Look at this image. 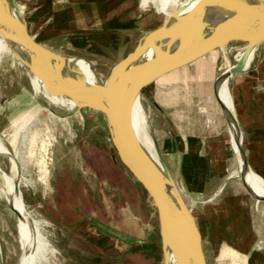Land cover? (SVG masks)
<instances>
[{
  "label": "rangeland",
  "instance_id": "obj_1",
  "mask_svg": "<svg viewBox=\"0 0 264 264\" xmlns=\"http://www.w3.org/2000/svg\"><path fill=\"white\" fill-rule=\"evenodd\" d=\"M17 4L28 32L40 45L66 61L77 59L91 66L97 81L93 86L165 18L152 8L140 10L139 0H17ZM243 46L231 43L149 85L146 93L158 108L141 95L147 124L205 235L208 264H264L261 258L235 248L234 237H218L215 230L220 228L221 213L218 221L207 219L210 227L203 220L205 206L218 201L215 192L230 176L222 193L234 195L230 199L234 207L250 201L257 237L247 239L248 247L258 253L264 251V202L256 204L240 182L226 121L214 98V78L228 63H235ZM258 48L261 49L257 47L256 53ZM27 72L44 82L40 74L16 58L6 56L1 62L0 142L16 156L21 166L22 200L28 212L45 223L44 235L56 251L54 256H47V264H163L158 229L157 233L152 230L157 225L150 206L141 201L112 165L102 116L90 109L50 106L42 95L34 93ZM80 75L76 74L78 79L74 81L85 94L87 82ZM63 96L66 97L64 92ZM48 109L56 116L49 115ZM0 168L13 173L8 156L0 155ZM69 191L80 197L83 206L61 203L63 194ZM108 207L115 209L112 222L119 224L126 218L133 223L129 233L122 230L124 226L105 224L132 239L128 241L132 253L120 255L119 260L114 259L119 254V244L107 247L102 240L94 239L95 229L101 236L110 234L91 219H108ZM72 213L83 216V220L70 225L68 216ZM16 223L15 214L0 194V264L17 262L20 246ZM225 225V231L230 233L231 222Z\"/></svg>",
  "mask_w": 264,
  "mask_h": 264
},
{
  "label": "water",
  "instance_id": "obj_2",
  "mask_svg": "<svg viewBox=\"0 0 264 264\" xmlns=\"http://www.w3.org/2000/svg\"><path fill=\"white\" fill-rule=\"evenodd\" d=\"M10 4L19 11L17 0H10ZM182 12L181 6L175 8L171 16L164 18L159 26L147 31L131 52L110 67L96 86L86 84L88 94L85 96L88 95L90 100L80 101L76 93H80V88L74 82L75 91L69 79H66L67 89L64 94L73 101L77 111L90 109L102 116L106 127L108 157L112 165L139 195L141 201L150 206L160 237L163 264L165 251L175 264H208L194 215L176 186L154 135L151 132L156 155L165 174L164 184H159L132 154L126 135V120L134 100L141 98V95H145L158 108L154 99L146 93L149 85L215 50H223L231 43H242L244 45L242 54L238 59L235 58V63H229L231 69L228 72L222 70L217 78H223L227 83L235 74L246 70L256 48L264 42V26L260 31H255V25L264 19V0H197L187 13ZM4 19L5 7L3 0H0L2 36L5 30ZM22 29L27 45L32 51L38 55L43 51L47 55L45 57L47 60L67 63L65 58L53 54L34 39L28 32V26L23 18ZM148 50L152 55L148 59H142ZM248 57L251 58L249 61ZM134 59H138L139 64L131 67ZM29 66L33 73L45 74L43 77H49L48 80L55 85L53 70L42 73L33 65ZM216 80L213 84L216 104L226 121L228 135L232 133L238 141L237 157L241 162L238 177L256 204L264 202V196H256L245 180L248 172H256L247 162L243 131L234 111L228 109L215 92ZM261 180L264 184V180L262 178ZM94 223L118 238L122 236L124 239H130L129 236L121 235L98 220ZM132 251L130 247L127 252Z\"/></svg>",
  "mask_w": 264,
  "mask_h": 264
},
{
  "label": "bare ground",
  "instance_id": "obj_3",
  "mask_svg": "<svg viewBox=\"0 0 264 264\" xmlns=\"http://www.w3.org/2000/svg\"><path fill=\"white\" fill-rule=\"evenodd\" d=\"M196 2L197 0H139V6L140 10L143 9L144 11L145 9L152 8L157 12V14L164 15L165 18H168L171 16V13L175 8L181 6L183 9L182 13H187ZM3 3L5 7V30L4 36L0 34V67L3 58L5 57L6 59V56H10L16 58L18 63L21 62V64H24V66L33 65L38 70H41L42 73H48L50 70H53L55 73V85L53 84L52 87L45 83L46 79V82H51L48 81L49 77H43L45 74H41L43 77L42 80L44 81L42 82L37 77L30 75L27 72L34 93L36 95H42L50 104V106L53 105L67 110H75L76 106L73 101L63 96V92H65L67 89L65 83L66 79L71 80L70 82L74 86L75 78L76 80L78 79L77 76L75 77V75L81 74L80 76L86 80L87 84L89 86H93L95 83H97V81L93 71L91 70V66H89L86 62H82L77 59H72V61H67V63L65 61L47 60L45 59L47 55L43 51H41L40 55L32 51L28 47L23 33L22 12L13 8L10 4V0H3ZM263 26L264 19L255 25V31H260L263 29ZM241 54L242 50L236 54L235 58L238 59ZM151 55V51L148 50L143 54L142 59H148ZM249 58L250 57H248V61L251 59ZM138 64V59H134L131 63V67H135ZM229 69H231V65L228 63L223 70L228 72ZM217 77H215L213 80L214 84V81L217 79L215 84V92L223 104L228 109L234 111L233 104L231 101H229L228 82L226 83L223 78L218 79ZM75 89L76 87L74 86V90ZM76 93L80 101L90 100L88 95L85 96V94L88 93ZM93 96L94 94H92L91 98H93ZM48 111L50 113L49 115H55L51 109H48ZM126 135L132 154L140 161V163H142L146 171H148V173L159 184H164L165 174L156 155L153 136L146 121L141 98H136L131 106V110L126 120ZM229 136L231 138V145L234 155L236 158H238V141L232 133H229ZM0 155L8 156L11 167L14 170L13 173H6L7 171L5 172L0 168V178L3 181V184L0 185V194L5 199L8 208L15 214L17 218L16 228L20 252L16 264H47V256H54L56 251L53 247H51L47 237L44 235L45 223L37 220L30 212H28L22 200L20 191V185L22 183V178L20 175L21 166L18 164L16 156L9 152V150L4 147L1 142ZM237 161L240 175L241 162L239 158ZM245 180L256 196H264V184L258 176L252 172H248L245 175ZM165 254V264H175L168 252L165 251Z\"/></svg>",
  "mask_w": 264,
  "mask_h": 264
},
{
  "label": "crops",
  "instance_id": "obj_4",
  "mask_svg": "<svg viewBox=\"0 0 264 264\" xmlns=\"http://www.w3.org/2000/svg\"><path fill=\"white\" fill-rule=\"evenodd\" d=\"M261 44L258 45L261 49L258 48V52H254L248 68L230 78V95L235 117L243 131L247 162L258 175L254 174L264 180V42ZM228 179L230 176L226 178L227 181ZM226 180L219 185L215 192V197L219 198L218 201L213 205H206L204 208L203 220H205L206 227L212 226V224L207 223V219L218 221L216 218L221 213L220 228L215 230L218 237H234L232 245L235 248L247 251L253 257L261 258L264 261V251L258 253L254 248L248 247L247 239L257 237L251 203L250 201H243L234 207L230 201L234 195L227 192L222 193ZM226 213L231 214L232 217L227 219L228 214ZM228 221L233 227L230 233H227L224 228ZM198 228L204 249L203 237L205 235H203L201 227L198 226ZM221 261L223 260L221 259Z\"/></svg>",
  "mask_w": 264,
  "mask_h": 264
},
{
  "label": "trees",
  "instance_id": "obj_5",
  "mask_svg": "<svg viewBox=\"0 0 264 264\" xmlns=\"http://www.w3.org/2000/svg\"><path fill=\"white\" fill-rule=\"evenodd\" d=\"M104 160H105V162L111 167V165H110V163H109V160H108V157H107V155H105L104 156ZM73 195H74V197H73ZM107 202H111V200L109 201V199H107L106 200ZM61 203L64 205V204H68V203H71V204H74V203H78V204H80L79 206H83V202L81 201V199H80V197H78V196H75V194L73 193V191H69L68 193H64L63 194V196H62V198H61ZM134 204V203H133ZM127 207H129V205H127ZM126 207V208H127ZM68 210V209H67ZM114 207H108V210H107V212H108V219H104V220H102V218H101V216L99 217V218H101V219H99L98 217H92L91 219H93L94 221L95 220H100L101 222H103L104 224H107V225H109V226H111V227H113L112 225H114V228L116 227V228H119V227H117L118 225H120V226H124L125 228L124 229H122V230H124L126 233H129V231H130V229H131V227H133V223H130V221H128L126 218H124L123 220H120L119 221V224H117V223H115V222H112L111 221V218L110 217H112L113 215V212H114ZM78 217V218H77ZM68 218H69V220L70 221H68V223L71 225V224H73V223H75L76 221H82L83 220V216L81 217V215H77V213H72L70 216H68ZM77 218V219H76ZM85 226H88V224L87 225H85ZM91 228H94L93 226L91 227ZM95 229V228H94ZM93 229V230H94ZM152 230H153V232H155V233H157V228L156 227H152ZM93 234H94V236H95V240H102V242H103V240L105 241V243L107 244V245H109V246H107V247H110V246H112L114 243H116V244H119V246H120V251L121 252H123L124 254H127L128 252V247L126 246V245H124V243L123 242H127L128 243V241H130V240H132L131 238L130 239H127V241H119L116 237H112V235L111 234H104L103 236H101L100 235V233H98L97 232V229H95L94 231H93ZM99 237V238H98ZM102 242H101V244H102ZM121 242V243H120ZM104 243V242H103ZM129 256V255H128Z\"/></svg>",
  "mask_w": 264,
  "mask_h": 264
},
{
  "label": "flooded vegetation",
  "instance_id": "obj_6",
  "mask_svg": "<svg viewBox=\"0 0 264 264\" xmlns=\"http://www.w3.org/2000/svg\"><path fill=\"white\" fill-rule=\"evenodd\" d=\"M101 1H104V0H101ZM103 242L105 243L104 240H103ZM120 243H121V242H120ZM123 243H124V245H126V246L128 247V244H129V243H127V242H123ZM118 247H119V246H118ZM117 252H119V254H118L117 256H115L114 259L119 260V256H120V255H123L124 253L121 252V251H119V248L117 249ZM123 259H125V257H124Z\"/></svg>",
  "mask_w": 264,
  "mask_h": 264
}]
</instances>
